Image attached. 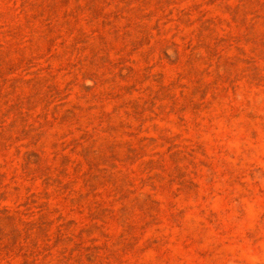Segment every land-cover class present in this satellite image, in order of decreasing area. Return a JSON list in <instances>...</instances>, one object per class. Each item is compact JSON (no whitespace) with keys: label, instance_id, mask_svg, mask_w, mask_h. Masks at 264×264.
<instances>
[{"label":"rangeland","instance_id":"374dc122","mask_svg":"<svg viewBox=\"0 0 264 264\" xmlns=\"http://www.w3.org/2000/svg\"><path fill=\"white\" fill-rule=\"evenodd\" d=\"M0 264H264V0H0Z\"/></svg>","mask_w":264,"mask_h":264}]
</instances>
